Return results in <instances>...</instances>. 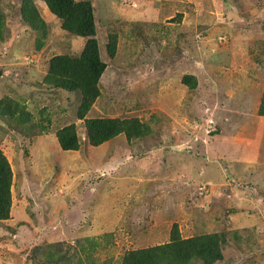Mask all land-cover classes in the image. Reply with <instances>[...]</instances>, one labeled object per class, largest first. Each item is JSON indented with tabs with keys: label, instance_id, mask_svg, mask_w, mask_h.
Masks as SVG:
<instances>
[{
	"label": "rangeland",
	"instance_id": "1",
	"mask_svg": "<svg viewBox=\"0 0 264 264\" xmlns=\"http://www.w3.org/2000/svg\"><path fill=\"white\" fill-rule=\"evenodd\" d=\"M91 1L107 66L81 120L82 94L48 75L87 39L44 0H0V152L12 169L0 264H122L208 236L220 259L175 264H264V0ZM89 118L135 136L93 146ZM71 124L80 145L65 151L57 132Z\"/></svg>",
	"mask_w": 264,
	"mask_h": 264
},
{
	"label": "trees",
	"instance_id": "2",
	"mask_svg": "<svg viewBox=\"0 0 264 264\" xmlns=\"http://www.w3.org/2000/svg\"><path fill=\"white\" fill-rule=\"evenodd\" d=\"M50 12L61 19L63 28L80 37L86 38L85 46L79 57L58 55L52 58L49 68V81L65 90L82 94L78 117L84 120L93 104L100 96V80L106 70L101 59L94 7L91 0H44ZM27 11H24V14ZM33 15L28 9L26 18ZM35 16V15H34ZM36 18V16H35ZM0 22L2 14L0 12ZM34 27V26H33ZM264 116V96L260 105ZM88 138L93 146H99L114 137L127 133L135 136L133 129L119 119H86ZM60 146L65 151L78 150L80 142L74 124L65 126L57 132ZM12 205V169L6 157L0 152V220H8ZM222 257L217 236L191 239L174 237L163 246L150 247L129 253L122 264H175L199 258L213 262Z\"/></svg>",
	"mask_w": 264,
	"mask_h": 264
}]
</instances>
